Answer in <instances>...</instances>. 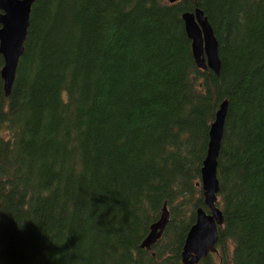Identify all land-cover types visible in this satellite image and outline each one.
<instances>
[{
    "label": "trees",
    "instance_id": "trees-1",
    "mask_svg": "<svg viewBox=\"0 0 264 264\" xmlns=\"http://www.w3.org/2000/svg\"><path fill=\"white\" fill-rule=\"evenodd\" d=\"M195 8L218 76L195 64ZM23 47L9 96L0 76V264H182L223 101V224L197 264H264V0H35Z\"/></svg>",
    "mask_w": 264,
    "mask_h": 264
},
{
    "label": "water",
    "instance_id": "water-1",
    "mask_svg": "<svg viewBox=\"0 0 264 264\" xmlns=\"http://www.w3.org/2000/svg\"><path fill=\"white\" fill-rule=\"evenodd\" d=\"M35 0H0V55L3 67L0 76L5 96H9L20 57L24 51V42L30 22L31 6ZM177 0H169L174 3ZM184 29L191 41L192 55L200 70L209 69L219 75L220 58L218 42L203 11L195 8L181 15ZM227 111V102L223 101L210 126L209 141L205 159L202 163L200 186L207 212L198 209L195 223L190 227L181 253L182 264H197L201 259L216 252L218 227L223 224V216L216 207L219 192L217 158L223 134V124ZM168 221L166 207L162 208L160 218L151 225L148 235L140 247L149 250L162 236Z\"/></svg>",
    "mask_w": 264,
    "mask_h": 264
}]
</instances>
